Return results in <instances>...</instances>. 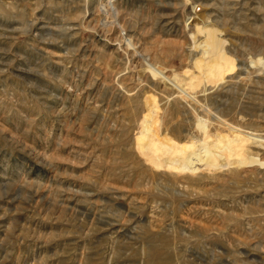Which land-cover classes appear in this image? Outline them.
Wrapping results in <instances>:
<instances>
[{
  "label": "rangeland",
  "instance_id": "obj_1",
  "mask_svg": "<svg viewBox=\"0 0 264 264\" xmlns=\"http://www.w3.org/2000/svg\"><path fill=\"white\" fill-rule=\"evenodd\" d=\"M0 264H264V0H0Z\"/></svg>",
  "mask_w": 264,
  "mask_h": 264
},
{
  "label": "bare ground",
  "instance_id": "obj_2",
  "mask_svg": "<svg viewBox=\"0 0 264 264\" xmlns=\"http://www.w3.org/2000/svg\"><path fill=\"white\" fill-rule=\"evenodd\" d=\"M215 34V33H214ZM211 39L213 38V35H211V37H210ZM213 40V39H212ZM226 165V164H225ZM224 166V165H223Z\"/></svg>",
  "mask_w": 264,
  "mask_h": 264
}]
</instances>
